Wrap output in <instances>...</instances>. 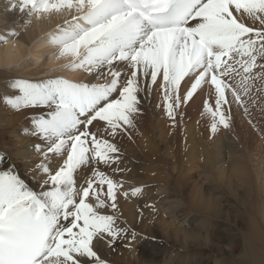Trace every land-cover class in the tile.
<instances>
[{
    "label": "snow or ice",
    "instance_id": "1",
    "mask_svg": "<svg viewBox=\"0 0 264 264\" xmlns=\"http://www.w3.org/2000/svg\"><path fill=\"white\" fill-rule=\"evenodd\" d=\"M7 10L28 23L64 15L47 40L55 60L68 59L58 67L102 82L13 78L16 94H0L12 111L47 109L23 130L40 141L32 145L41 157L30 169L36 187L14 166L0 169V264H109L97 242L130 247L138 235L118 223L117 200L144 187L124 190L116 177L129 171L119 167L117 138L136 129L141 93L157 89V107L174 125L181 105L207 86L210 138L228 129L231 104L244 107L264 76V0H9ZM18 35L7 30L0 44Z\"/></svg>",
    "mask_w": 264,
    "mask_h": 264
},
{
    "label": "bare ground",
    "instance_id": "2",
    "mask_svg": "<svg viewBox=\"0 0 264 264\" xmlns=\"http://www.w3.org/2000/svg\"><path fill=\"white\" fill-rule=\"evenodd\" d=\"M8 6H9V0H0V34H5L7 30H15L19 33V35L17 38L10 40L8 44H0V94H8V95L16 94L14 90L8 87L10 80L13 78H22L30 81H38L45 78L61 76L65 74L67 79L69 80L74 79L75 81L72 80L74 82H84V83L102 82L94 79L92 76H90L88 73L82 70L67 71L62 68V70H59L57 73L53 72L54 68L52 67L55 65V63L56 64L58 63V61L55 60L56 49H54L53 47V51H50V48L52 46L49 45L47 42L48 35H44L43 37L42 35L46 34L45 32H47L46 30L48 28L51 29L52 26H53L52 28L56 27L58 25V22L61 21V19H65V16L63 18L60 17L59 19H57L58 16L53 15L47 17V20H43V19L37 20L34 17L35 25H37V30L30 31L29 27L27 29L24 27L23 29L24 26L23 22L27 21V16L22 15L19 12L8 11L7 10ZM38 35H40L41 38L38 47L39 48L50 47L49 50H45L43 52L39 51L38 54L34 53L33 54L34 57L31 58V63L29 62V63L20 64L19 65L20 67L14 66L13 68L8 69L7 68L8 66L16 65L18 61H20L23 58V56H26L27 54L26 47L31 45V42H34L38 37ZM30 52L31 51H29V53ZM43 57H44L43 59L44 61L40 63L41 58ZM61 63L63 65L68 63V59L65 58L59 60L58 65L59 64L62 65ZM186 86L187 85H185V87ZM205 87L203 91H200L198 94H196L194 98L189 102L191 104L189 113L192 116H194L193 117L194 121L192 122L193 123L192 125L189 124L186 127L184 126V130H183L185 132V135L183 137L184 138L183 143L191 144V146H193V148L191 147L192 151L194 150L198 151V148H195L194 145L195 143H198L196 142L197 139L200 140L199 131H201V129H199L200 126L197 125L196 122L197 116L198 115L206 116L205 114H202L203 101L205 100V99L203 100L204 98L203 95L206 94ZM181 92L183 93V88L181 89ZM141 96L143 99V103H142L143 114L137 120L136 129L130 130L128 135L120 136L117 138V143L121 150L120 151L121 164L119 165V167L126 168L129 171L124 173L122 176L118 175L116 178L124 179L125 181H127L124 190H128L129 188L135 186H143L144 191L142 195L139 197L129 196L128 198H124L123 196H118V200H117L118 205H120L127 212V215L129 216H131V214L137 211L135 209L144 210L145 212H147V214H150L152 216V214L155 211H152L150 208L145 207V205H153L155 207V210L160 206V204L163 207V210H165L164 208L166 209H168L169 207L170 209L172 208L171 212L169 211L170 213L168 214L169 215L168 220L171 219L178 221L181 224V227L180 226L178 227H180V231L182 232V234H180V231L174 230L173 233L171 232L172 234L169 232L171 234L169 237L172 236L174 238L173 239L169 238V239L173 241L175 238H178L181 240L182 243H184V247L186 248L196 247L198 248L196 249L197 251L198 250L201 251L200 254L198 252L199 256L197 261H194L192 255L188 252V254H190L191 256L189 259L185 260L184 263L186 264H211L209 262L210 257L208 256V253H215L219 257L224 256L225 257L224 263L225 260H228L229 262L228 264H264V229L261 222L258 220L257 216H254L253 218L252 216H247L246 221H243L245 223V228H244L245 235H244V239H242V245L244 246L243 252L245 255H239V256L241 258L243 256H246L245 259L246 262H243L242 260V263H238L236 258L232 257L233 249L236 248V244H237L234 243L233 237L235 236V233L240 232L242 228L239 223L240 218L238 219L237 211L236 213L234 211L232 212L230 211V209L228 208L231 205L230 203L228 204L225 203V206L223 204L222 189L223 188L226 189L228 186L225 182V176H224V180L221 181V183L222 182L225 183L223 186L221 185V183L218 186H213L215 183L214 181H216V179L220 181V176L223 177V171L225 170L226 167H230V170H232L231 168H234L233 170L234 176L235 175L242 176V174L244 173L246 169L245 162L244 160H242V155L238 153L236 147L237 145L236 146L230 145L229 143L230 139L223 136L222 138L219 137V139L216 141V144L213 147L209 145L210 147L213 148V149L210 148V151H208L209 148H207V146L205 145L200 147L199 153L204 154L205 160L202 161V164H200L199 169L202 167L209 169L207 174V180L209 181V183L206 188V192H208L209 195H206L207 194L206 192L203 193L201 191L200 192L197 191L198 193H196L195 189L192 191L193 187L191 188L190 185L191 184L190 175L189 174H188L189 176L185 175V173L191 172L194 167H197L199 158H197L196 155L194 157L195 158L194 161L193 153L188 152L186 153L187 154L186 156H183L182 152L180 151L181 155L185 157V159L182 160L181 159L183 158L182 156L180 157L182 161L179 159L182 162L181 165L182 167L181 169L177 167L180 170V172H177V174L179 173L181 176L182 173L183 175L182 177L178 175L179 176L178 178H180L181 180H179V183L177 185L179 187V190L175 191L174 188L176 186L175 179L171 178L170 180L171 182H169V180L167 179H162V174H164V172L165 174L168 173L167 172V170L169 169L167 167L168 162H172V160L173 162L175 161L178 162L176 156L173 155L174 144L172 145L173 142L170 143V141H168L170 144H168L169 147H167L166 149H162V147L164 146L163 144H161V142L164 143L166 142L164 141V137L167 140L175 139L174 138L175 132L173 129L174 125L171 121H169L165 117L163 111L157 107V103L160 99V95L157 89L151 90V93L147 95L141 93ZM183 105H181V107L179 108V111H181V113L184 112V109L186 107V106L182 107ZM200 106L201 109H199ZM46 111L47 109L45 108L12 111L7 108L0 107V155L5 156V159L0 161V169H3L5 166L8 167L14 166L17 173L20 174L21 177L25 179V181H29L27 183L33 188L36 187V184L32 179V173L30 169L33 168L35 163L40 161L41 157L35 151L32 150V145L36 143H40V141L31 135H24L23 130L25 128L30 127V122H29L30 117L43 114ZM201 118L202 117H200L198 121ZM207 119L205 121H207ZM176 121L178 122V120ZM180 122L182 123V121ZM186 123L187 121L184 124ZM176 126L177 125L175 123V127ZM179 135H177L178 138ZM129 136L131 137L130 139ZM209 137L210 135L207 131V135L204 136V138H201L199 143L206 142L209 139ZM179 143H181V140H179ZM168 155H171V159L165 158ZM226 163L228 164L227 166L225 165ZM177 165H180V163ZM227 169L228 168H226V170ZM86 171L87 170H82L80 172L78 176V182L80 178L86 174ZM108 171L109 174L112 175L111 171L110 170ZM22 172L25 175H22L21 174ZM206 173L207 171L202 172V174H206ZM209 177H211V179ZM233 178L236 179L237 177H233ZM232 180L230 179L229 182ZM172 182H174L175 186L172 184ZM185 187H186V195L188 199L190 197L191 192L193 194V192L195 191L194 196H192L189 200H191L193 205L194 203L198 204L197 206L193 207L190 205L188 206L184 205V207L186 206L185 208L183 206H182L183 208H179L181 207L180 206L182 203L181 199L183 198L180 197L178 191H180ZM216 188L220 192L219 195L214 193ZM230 195L232 194L230 193ZM236 195L237 194L234 195L235 199H236ZM212 197L214 198L212 199ZM199 206L205 207L204 210L201 211ZM150 215L148 216L150 217ZM155 217H156L155 215L154 217H151L152 221L153 219L155 220ZM118 223L122 226H128L124 221H121L120 219H118ZM164 224L165 221L159 223V226L162 227L164 226ZM174 225L176 226V224ZM204 226H205V231H202V228ZM152 227L153 226L148 225L147 228H145L146 230L140 228L143 229L144 231H140V230L136 231V229L133 227L135 231L138 233V235L135 242L130 247L122 246L124 253L121 251L123 254L120 252L122 255L119 256H122L123 258L118 256L119 252H116L117 250L115 251V246L113 248H109L106 246V244L103 241L97 242V250L103 258H106L109 261V264H120L122 261H125V264H157L155 260H160V258L162 257V253L161 254H157V252L152 253V251L155 250L156 247L160 246V239L154 236L152 232ZM208 229H210V231H217L218 234L219 232H222L223 235L219 234L217 238L219 239V241L216 238H213L212 237L213 235L212 236L205 235L206 234L205 232H207ZM168 231L166 229L165 235L167 237L165 238H168L169 235ZM242 234L243 233H241V235ZM197 238L198 240H196L195 242L192 241L193 239H197ZM175 241L176 240L173 241L172 243L173 245L177 243V241L176 242ZM121 242L125 243L126 241H121ZM254 243L259 244V250L261 252H259L257 249L253 247ZM135 247L137 251L134 250ZM164 249L162 250L160 249V250L163 251ZM222 252H225L226 256L224 254H221ZM167 253L165 254L167 255ZM219 260L221 261V259Z\"/></svg>",
    "mask_w": 264,
    "mask_h": 264
},
{
    "label": "rangeland",
    "instance_id": "3",
    "mask_svg": "<svg viewBox=\"0 0 264 264\" xmlns=\"http://www.w3.org/2000/svg\"><path fill=\"white\" fill-rule=\"evenodd\" d=\"M60 17L63 18L64 15L58 16L57 19H59ZM43 20H47V18H45ZM63 22H64V19H61V21L58 22V25L63 24ZM23 25H24L23 29H24V27L26 29L29 27L30 31H33V30L36 31L37 30V25H35V18L34 17L31 18V23H28V17H27V21H24ZM49 27H51V26H49ZM52 27H51V29L48 28L46 30L47 32H45L46 34H43L42 37L44 35H48V33L56 30V28H57V26L54 27V28H52ZM40 41H41V38H40V35H38L36 40L34 42H31V45L26 47V49H27L26 56H23V58L20 61H18V63L15 62V63H17L16 65H11V66H8L7 68L11 69L14 66L18 67L20 64L29 63V62L31 63V58L34 57V55H33L34 53L38 54L39 51L43 52L45 50H49L50 47H41V48H39L38 45H39ZM35 47H37V48H35ZM29 51H31V52L29 53ZM50 51H53V47L50 48ZM31 53H32V55H31ZM43 59H44V57L41 58L40 63H42L44 61ZM58 63H59V61H58ZM58 63L57 64L55 63V65L52 67V68L56 69L55 71H53L55 73H57L59 70H62V67L61 68L58 67L60 65V64L58 65ZM261 71H262L261 69H254V73L255 72H261ZM61 76H63L64 78L67 79L65 74L61 75ZM239 79H240L239 77H236L234 80L231 81L233 83V86L236 85V81H238ZM70 80H74V79H70ZM205 88H206V94L203 95V97H204L203 100L207 99L209 97V92H208L209 88L207 86ZM242 98L245 100L244 107H240V106H238L235 103L231 104V109H230V127L228 129H224V128L221 127L211 138L209 137V139L206 142H204V143H199V142H200L201 138H204V136L207 135L208 125H209V122H210V117H208L207 115L206 116H201V115L197 116L196 122H197V125L200 126L199 129H201V131H199V139L200 140L197 139L196 142H198V143H195L194 147L198 148V151H196V150L192 151L191 149L193 148V146H191V144L183 143V139H184L183 137L185 135V132L183 131L184 130V126L186 127L189 124L192 125L193 124L192 122L194 121V119H193L194 116H192L189 113L190 107H191L190 103L184 104L182 106V107L186 106L183 113H181V111H179V109L177 110L178 111L177 114H176L177 118L175 119V123H176L177 126L175 127V124L173 126L174 127L173 129H174V132H175V134H174V138L175 139L167 140L164 137V141H166V142L165 143L161 142V144H163V146H164V147H162V149H166L167 147H169L168 144H170L171 142H173L172 145L174 144V146H173V148H174L173 155L176 156L178 162H176V161L173 162V160H172V162H168V166H167L169 168V169L167 168L168 169L167 170L168 173L165 174V172L163 171L164 174H162V179H167V180H169V182H171L170 181L171 178L175 179L176 180V186H175L174 182H172V184L175 186L174 187L172 185L175 188V191L179 190V187L177 185L179 183V180H181V179L178 178L180 176V174L179 173L177 174V172H180L179 168L181 169V167H182L181 166L182 165L181 161L185 159V157H183V156H186L187 155L186 153H188V152L193 153V159L195 161L194 157L197 155V158H199L197 167H194L191 172L185 173V175H188V174L190 175V179H191V184L190 185H191V188L193 187L192 191L195 189L196 193H198L200 191L205 193L206 192V188H207L208 183H209V181L207 180V174H208L209 169L204 168V167L199 169L200 164H202V161L205 160L204 154L203 153L202 154L199 153L200 147L205 145V146H207V148H209L208 151H210V148L213 149L212 147L216 144V141L219 139V137L222 138L223 136L230 139V142H229L230 145H234V146L237 145L236 147H237L238 153L240 155H242V160H244V162H245V168L246 169H245L244 173L242 174V176H238V175L234 176V171H233L234 168H231L232 170H230V167H226L228 169L226 170V168H225L224 171H226V172L223 171V177L220 176V181L216 179V181H214L215 183H214L213 186H218L221 183V181L224 180V176H225V182H226V184L229 187L227 186L226 189H224V188L222 189L223 204L225 206V203L226 204L230 203L231 205L228 208L230 209L231 212L234 211L236 213V211H237L238 212V219L240 218L239 219V223H240L242 228H241V231L235 233V236L233 237L234 243L235 244L237 243L238 245L236 244V248L233 249V255H232V257L236 258L238 263H242V260H243V262H246L245 261L246 256H243L242 258L239 256V255H245L244 252H243L244 251V246L242 245V239H244V235H245L244 234L245 223L243 221H246V219H247L246 217L247 216H252V218H253L254 216H257L258 220L261 222V224L263 226V229H264V76H261L260 79H257L254 82L249 94L247 96L242 97ZM231 99H232L231 95L229 94V100H231ZM244 108L248 109L247 113H245ZM199 109H201V106H200ZM200 117H202V118L198 121V119ZM206 119H207V121H205ZM176 120H178V122ZM180 121H182V123ZM186 121H187V123L184 124ZM208 133H209V131H208ZM179 134H181V135H179ZM177 135H179V138L177 137ZM209 135H210V133H209ZM180 137H181V139H180ZM179 140H181V143H179ZM168 141H170V143ZM180 145H181V147H180ZM209 145H211L212 147H210ZM180 151L182 152L183 156L181 155ZM183 152H184V154H183ZM181 156L183 157V158H181L182 160L180 159ZM165 158H170L171 159V155H168ZM179 163H180V165H177ZM225 165L227 166L228 164L226 163ZM177 167H179V168H177ZM203 171H207V173L206 174H202ZM21 174L25 175L23 172ZM182 175L183 174L181 173L180 177H182ZM169 176H172V177H169ZM233 177H237L238 179L237 178L235 179ZM209 178L211 179V177H209ZM228 179L229 180L233 179L232 181H230L231 184H230ZM27 182H29V181H26V183ZM160 183H162V182H160ZM224 184L225 183H223V182L221 183L222 186ZM230 189H231V191H230ZM180 191H178V193L180 194V197H182L183 199H181L182 203L180 205L181 207H179V208H183L184 205H186V206L190 205V206H193V207L198 205V204H195V203L193 205L191 200H189L192 196H194L195 191L193 192V194L191 192L189 199H188V197L186 195V187L181 189ZM206 193H207L206 195H209L208 192H206ZM214 193L219 195L220 192L216 188ZM230 193L232 195H230ZM154 194H155V192H154ZM160 194H163V193H160ZM224 194H225V196H224ZM233 194L234 195L237 194L236 195V199L234 198L235 196ZM213 198L214 197H212V199ZM118 206H119L118 208H119L120 211H118V213H116L117 216L118 217L120 216L119 219L121 221H124L128 226L130 225L129 227H131V228L134 227L136 229V231H138V230L144 231V230H146L145 228H147L148 225L153 226L152 227V232H153L155 237L160 239V246L156 247V249L153 250L152 253H154V252H157V254H161L162 253V257L160 258V260H155L157 264H183L185 262V260L190 258L191 255H192L194 261L198 260V256H199V254L201 252L200 250H198V251L196 250L198 248H196V247H188L187 245L186 246L188 248H186V247H184V243H182L181 240L178 239V238L174 239V240L177 241V243H176L177 245L176 244L173 245L172 243H173L174 240L172 241L171 239H169V238L173 239L174 237H172V236L169 237V236L174 232V230L180 231V227H181V224L178 221L171 220V219L168 220V218H169L168 214L171 212L172 208L171 209H170V207L168 209L164 208L165 210H163V207L160 204L159 207L157 206L158 208L155 210V212H154L155 214L153 213L152 216L150 214H147V212H145L144 210H139V209H135L137 211L135 213L131 214V216H129V215H127V212L120 205H118ZM233 206H235V207H233ZM199 207H200L201 211L204 210V208H205L203 206H199ZM197 208H195V209H197ZM207 210H209V209H207ZM165 212H167V213H165ZM122 213H123V215H122ZM148 215H150V217ZM154 215L156 217H155V220L153 219V221H152L151 217H154ZM163 221H165L164 226H162V227L159 226V223H162ZM151 222H153V223H151ZM128 223H130V224H128ZM174 224H176L177 227ZM132 225H133V227H132ZM178 226H180V227H178ZM140 228H143L144 230L140 229ZM183 228H184V225H183ZM166 229H167V231L169 230L168 231V234H169L168 238H165V237H167L165 235ZM202 231H205V226L202 228ZM169 232L170 233L172 232V233L170 234ZM212 232L213 233L215 232L216 234L215 233L213 234ZM205 233H206L205 235H210V236L213 235L212 237L216 238V239L218 238L219 234L223 235L222 232H219V234H218L217 231H210V229H208V231L205 232ZM241 233H243V234L241 235ZM180 234H182L181 231H180ZM240 235H241V237H240ZM170 240H171V243H170ZM196 240H198V238L197 239H193L192 241L195 242ZM217 240L219 241V239H217ZM162 242H163V244H162ZM256 243H254L253 247L255 249H257L259 252H261L259 250V244H256ZM125 244H126V242L122 243L121 241L120 242L118 241L114 245L115 246V251L117 250L116 252H119L118 256L122 255L124 253V250L122 248L125 247L124 246ZM169 244H171V245H169ZM160 249L161 250L164 249V250L161 251ZM262 249H263V247H262ZM134 250L137 251L136 247H135ZM157 250H159V251H157ZM186 252H187V254H186ZM188 252L191 255L188 254ZM194 252H195V254H194ZM198 252H199V254H198ZM165 253H167V255ZM178 254H180V255H178ZM211 254H212V256H211ZM214 254L215 253H208V256L210 257L209 262L211 264H217V261H218V264L219 263L220 264H228L229 263L228 260H225V263H224V258H225L224 256H222L223 257L222 258V257H219L216 254L215 255ZM221 254L225 255V252H222ZM214 256H215V258H214ZM119 257H122V256H119ZM219 259H221V261ZM212 260H214L215 262L212 261ZM200 262H202V261H200ZM231 263H232V260H231ZM120 264H125V261H122ZM184 264H186V263H184Z\"/></svg>",
    "mask_w": 264,
    "mask_h": 264
}]
</instances>
